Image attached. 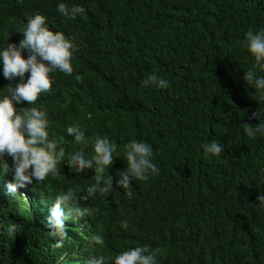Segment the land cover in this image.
Here are the masks:
<instances>
[{
    "label": "trees",
    "instance_id": "16d2710c",
    "mask_svg": "<svg viewBox=\"0 0 264 264\" xmlns=\"http://www.w3.org/2000/svg\"><path fill=\"white\" fill-rule=\"evenodd\" d=\"M65 2L84 13L63 17L57 0H0V44L18 42L22 34L13 28L40 12L78 45L71 62L80 80L57 73L52 90L37 100L49 110V138L67 156L76 147L63 131L68 125L108 135L117 151L105 175L114 179L126 167L123 144L144 139L160 171L147 181L133 178L131 197L114 184L107 196L87 200L93 169L78 174L61 162L56 177L14 197L3 189L10 173L0 177V264H80L90 252L115 255L137 244L158 249L157 264H264V209L256 200L264 192V136L242 131V123L258 122L249 114L264 98L243 79L252 58L241 47L248 28L264 26V0ZM151 72L170 86L144 87ZM8 83L0 74V91ZM212 138L224 149L205 157L200 145ZM84 151L90 154L91 145ZM68 186H79L94 211L66 221L68 242L53 248L43 220ZM9 222L16 224L11 235ZM94 233L103 246L91 241Z\"/></svg>",
    "mask_w": 264,
    "mask_h": 264
},
{
    "label": "clouds",
    "instance_id": "9594fccd",
    "mask_svg": "<svg viewBox=\"0 0 264 264\" xmlns=\"http://www.w3.org/2000/svg\"><path fill=\"white\" fill-rule=\"evenodd\" d=\"M56 11L63 17L75 19L85 9L76 3L66 4L65 0H57ZM12 31L22 34L19 41L9 42L6 39L0 44V74L10 82L6 89L0 91V177L11 175L3 184L8 195L14 197L19 189L33 182L40 184L47 177H56L61 162L78 174L93 169L94 182L83 189L85 200L95 199L97 194L107 196L114 184L131 197L130 181L133 178L147 181L159 174L152 144L144 139L130 138L122 149L126 167L117 172L115 179L110 174L105 175L116 157L117 144L108 135H86L79 124L63 129L76 145L66 156L59 141L49 138V110L43 104H37V100L41 94L52 90L57 73L80 80L78 74L74 75L71 62L78 45L65 32L50 26L46 16L40 12L26 15L25 23L15 26ZM241 47L252 58L243 79L264 98V74H259L264 73V26L248 28L243 33ZM141 84L155 89L170 86L169 80L156 72L149 73ZM23 102L31 106L21 107ZM252 118L258 122L255 126L242 123L243 134L249 138L258 134L264 136V106L253 110L249 114V119ZM87 145H91V153L86 155L84 146ZM200 148L205 157H216L220 156L224 146L212 138L201 143ZM260 171L264 172V168ZM80 193L79 186H68L51 199L43 224L45 239L51 242L53 248H62L68 242L66 221L90 216L94 211L81 201ZM256 200L259 208L264 209V192H258ZM0 227L3 225L0 224ZM121 227H127V221H121ZM6 231L10 235L15 233L16 224L9 222ZM90 239L97 246L105 243L99 233L92 234ZM157 252L158 249L150 251L147 246L137 244L115 255L90 252L81 258L80 264H157Z\"/></svg>",
    "mask_w": 264,
    "mask_h": 264
}]
</instances>
